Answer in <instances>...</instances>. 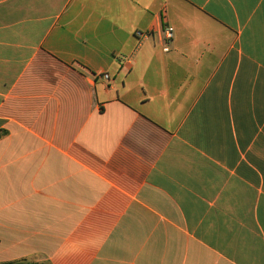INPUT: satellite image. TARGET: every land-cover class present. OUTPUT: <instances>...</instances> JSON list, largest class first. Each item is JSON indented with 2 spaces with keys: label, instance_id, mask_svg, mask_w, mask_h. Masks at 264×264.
I'll return each mask as SVG.
<instances>
[{
  "label": "crops",
  "instance_id": "1",
  "mask_svg": "<svg viewBox=\"0 0 264 264\" xmlns=\"http://www.w3.org/2000/svg\"><path fill=\"white\" fill-rule=\"evenodd\" d=\"M38 260L264 264V0H0V264Z\"/></svg>",
  "mask_w": 264,
  "mask_h": 264
},
{
  "label": "built area",
  "instance_id": "2",
  "mask_svg": "<svg viewBox=\"0 0 264 264\" xmlns=\"http://www.w3.org/2000/svg\"><path fill=\"white\" fill-rule=\"evenodd\" d=\"M140 35V34H138ZM172 37V28L171 27H165L164 30H163V38L168 41L170 40ZM164 50H167V48H164ZM101 77L103 79H108V75L107 74H102Z\"/></svg>",
  "mask_w": 264,
  "mask_h": 264
},
{
  "label": "trees",
  "instance_id": "3",
  "mask_svg": "<svg viewBox=\"0 0 264 264\" xmlns=\"http://www.w3.org/2000/svg\"><path fill=\"white\" fill-rule=\"evenodd\" d=\"M1 264H36V263L20 261V262H5V263H1ZM46 264H49V263L47 262Z\"/></svg>",
  "mask_w": 264,
  "mask_h": 264
},
{
  "label": "rangeland",
  "instance_id": "4",
  "mask_svg": "<svg viewBox=\"0 0 264 264\" xmlns=\"http://www.w3.org/2000/svg\"><path fill=\"white\" fill-rule=\"evenodd\" d=\"M33 263H36V264H46L47 261L45 260H38V261H32Z\"/></svg>",
  "mask_w": 264,
  "mask_h": 264
}]
</instances>
